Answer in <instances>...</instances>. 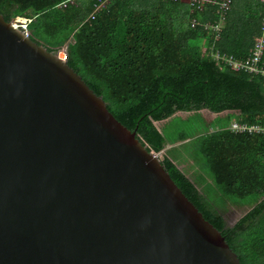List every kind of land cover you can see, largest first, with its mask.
I'll list each match as a JSON object with an SVG mask.
<instances>
[{"label": "water", "instance_id": "1", "mask_svg": "<svg viewBox=\"0 0 264 264\" xmlns=\"http://www.w3.org/2000/svg\"><path fill=\"white\" fill-rule=\"evenodd\" d=\"M60 51L0 13V264H242Z\"/></svg>", "mask_w": 264, "mask_h": 264}, {"label": "trees", "instance_id": "2", "mask_svg": "<svg viewBox=\"0 0 264 264\" xmlns=\"http://www.w3.org/2000/svg\"><path fill=\"white\" fill-rule=\"evenodd\" d=\"M62 1L0 0V13L7 21L30 18L29 36L47 48L65 46L68 65L147 148L162 151L164 168L240 262L264 264V134L226 127L232 120L264 124V84L260 75L232 70L203 51L214 37L205 23L219 21L218 4L109 0L91 17L95 0ZM263 20L264 0H231L215 47L247 57ZM203 108L217 115L207 120ZM225 110L232 112L220 114ZM187 158L204 175L189 178L177 165ZM227 203L249 206L232 225L223 216Z\"/></svg>", "mask_w": 264, "mask_h": 264}, {"label": "built area", "instance_id": "3", "mask_svg": "<svg viewBox=\"0 0 264 264\" xmlns=\"http://www.w3.org/2000/svg\"><path fill=\"white\" fill-rule=\"evenodd\" d=\"M109 0H95L92 3V8L89 16L93 17L97 11L104 8ZM188 2L197 7L201 8V5L205 2L218 4L217 13L219 15V21L215 23H205V26L210 28L214 32L213 40L209 46L203 47V51H209L210 56L219 64H224L230 69L235 71H244L253 75H260L262 77V82L264 84V65L262 63V54L264 48V20L262 23V33L261 36L254 43L251 53L245 58H236L231 54L222 53L218 48L215 47L214 41L219 38L220 31V21L224 18V14L228 9L231 0H188ZM67 3H75L74 0H64L60 2L59 6H65ZM16 25L22 28L25 32L29 34L27 29V24L30 18L16 16L12 20ZM197 21L192 19L191 24L195 25ZM232 132L235 133H262L264 134V124L260 123H246L239 122L237 120H232L227 126ZM159 154V152H158Z\"/></svg>", "mask_w": 264, "mask_h": 264}, {"label": "rangeland", "instance_id": "4", "mask_svg": "<svg viewBox=\"0 0 264 264\" xmlns=\"http://www.w3.org/2000/svg\"><path fill=\"white\" fill-rule=\"evenodd\" d=\"M181 1H183V2L185 1L186 3H188V0H181ZM61 51H63V46L61 47ZM200 112L202 113V115L207 120H211L214 116H216L214 112H211L205 108L201 109ZM176 114H181V115L185 116L186 112L178 111V112H176ZM155 123L158 127H160L162 124V121H156ZM166 147H167V145H166ZM161 154H162V151L159 152L160 157H161ZM177 163L181 167V169H183L188 174L191 172V170L196 169V167H197L195 164L192 163V160L188 159V158L183 159V160H179V161H177ZM189 176H192V175L189 174ZM191 178H193V177H191ZM210 195L212 196V198L213 197H217V198L219 197L214 189L213 190L211 189ZM248 207L249 206L245 205V204L227 203L226 207L224 209V212H223V216H224L226 224L232 225L236 221V219L248 209Z\"/></svg>", "mask_w": 264, "mask_h": 264}, {"label": "crops", "instance_id": "5", "mask_svg": "<svg viewBox=\"0 0 264 264\" xmlns=\"http://www.w3.org/2000/svg\"><path fill=\"white\" fill-rule=\"evenodd\" d=\"M228 112H232V110H225V111H223L222 113H220V114H226V113H228ZM215 115H217V113H215ZM167 147H169V144H167ZM183 160V159H182ZM192 163H193V161H192ZM177 165H178V163H177ZM197 166V165H196ZM178 167L181 169V167L178 165ZM183 170V169H182ZM184 171V170H183ZM185 172V171H184ZM185 174L189 177V178H191V177H193V178H191V179H196V178H199L198 176L199 175H202L203 174V172H202V170H200L199 169V167L197 166L196 167V169H193V170H191V172L189 173V174H191L192 176H189V174L188 173H186L185 172ZM204 175V174H203ZM206 182H210V179L209 178H207L206 177ZM204 185H205V181H203L202 183H199V187L200 188H203L204 187Z\"/></svg>", "mask_w": 264, "mask_h": 264}, {"label": "bare ground", "instance_id": "6", "mask_svg": "<svg viewBox=\"0 0 264 264\" xmlns=\"http://www.w3.org/2000/svg\"><path fill=\"white\" fill-rule=\"evenodd\" d=\"M60 52H62V51H60ZM60 52H59V55H60L61 57H63V56L60 54Z\"/></svg>", "mask_w": 264, "mask_h": 264}]
</instances>
